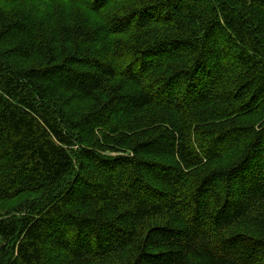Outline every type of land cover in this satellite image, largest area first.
Returning a JSON list of instances; mask_svg holds the SVG:
<instances>
[{
  "label": "trees",
  "instance_id": "obj_1",
  "mask_svg": "<svg viewBox=\"0 0 264 264\" xmlns=\"http://www.w3.org/2000/svg\"><path fill=\"white\" fill-rule=\"evenodd\" d=\"M0 264H264V0H0Z\"/></svg>",
  "mask_w": 264,
  "mask_h": 264
}]
</instances>
